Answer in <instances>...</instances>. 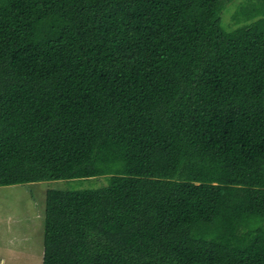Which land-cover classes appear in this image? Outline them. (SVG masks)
<instances>
[{
	"label": "trees",
	"instance_id": "1",
	"mask_svg": "<svg viewBox=\"0 0 264 264\" xmlns=\"http://www.w3.org/2000/svg\"><path fill=\"white\" fill-rule=\"evenodd\" d=\"M0 0V187L48 190L43 264H264V0Z\"/></svg>",
	"mask_w": 264,
	"mask_h": 264
},
{
	"label": "rangeland",
	"instance_id": "2",
	"mask_svg": "<svg viewBox=\"0 0 264 264\" xmlns=\"http://www.w3.org/2000/svg\"><path fill=\"white\" fill-rule=\"evenodd\" d=\"M243 1L221 13L226 30L242 26L234 16ZM107 177L0 187V264H43L44 209L48 190L84 191L108 186Z\"/></svg>",
	"mask_w": 264,
	"mask_h": 264
}]
</instances>
